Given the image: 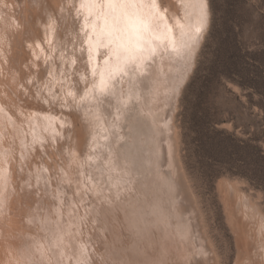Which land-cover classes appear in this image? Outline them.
Masks as SVG:
<instances>
[{"label": "bare ground", "instance_id": "bare-ground-1", "mask_svg": "<svg viewBox=\"0 0 264 264\" xmlns=\"http://www.w3.org/2000/svg\"><path fill=\"white\" fill-rule=\"evenodd\" d=\"M58 2L0 0V104L5 110L0 113V134H3L5 141L0 149L8 148L14 153L13 169L20 165L19 157L24 156V171L14 173V183L25 179L33 184L39 181L37 203L32 206L37 210L35 214L41 219L52 221L48 225L50 229H55L57 221L61 227H65L69 220L73 225H78L79 231L74 230L73 238L86 245L92 264H101L108 256L111 260L122 259L129 264H140L141 260L151 259L153 254H158V249L164 247L169 249V264H182L186 254L199 249L207 252L204 257L206 264H219V256L214 252L213 243L207 235L203 215L181 174L179 142L174 123L183 76L191 74L192 54L202 44L211 17L206 30L180 55L169 52L155 58L149 66L147 84L143 78L130 73L136 84L133 91L139 100L117 111V100L111 103L105 101L99 107L80 103L82 89L85 81L90 79V74L79 63L78 57H71L70 52L63 49L67 43L62 34L65 28L63 22L58 21L56 32L49 33L53 41L51 47L45 45L44 31L39 25H43V17L51 13L50 5ZM172 2L169 11L183 16L184 11L177 10L174 0ZM189 11L194 13L195 9ZM191 22L195 23L194 16ZM15 24L21 25L20 31ZM68 29L71 30L70 23ZM25 41L33 44L39 60L34 59L33 50L25 47ZM34 41L44 47L43 54L35 48ZM68 47L71 48V45ZM62 50L63 63L60 55ZM71 58H77V65L70 64ZM30 61L35 64V68L24 67ZM175 67L183 68V72L178 73ZM81 76L85 77V81L80 80ZM28 79L33 81L31 85L26 83ZM21 84L27 90V95L20 91ZM128 88L126 78L124 90ZM68 91L75 93V101L66 96ZM53 96L57 99L53 100ZM45 100L47 104L43 103ZM21 111L25 113L23 118L18 116ZM33 112L40 115L34 125H30L26 118ZM92 113L100 117L98 123L107 129V140L102 139L103 130L96 127L97 122L92 120ZM8 116L12 117L15 124L8 122ZM45 116L63 119L64 127L60 126L59 120L53 119L55 132L52 128L45 131ZM78 121H81V125H78ZM33 126L43 144H32ZM97 132L100 134L97 135ZM93 136H96L95 140H92ZM21 140L30 147L23 148ZM51 140L57 143L60 151L62 161H58L59 165L55 162L58 159L56 153L49 151ZM161 140L165 141L164 146H161ZM164 150L169 153L167 168L161 159ZM70 153L77 154L76 160ZM87 156H92L93 160L87 161ZM172 173L180 186L175 185ZM108 176L112 179H106ZM111 184L117 187L114 189L110 187ZM90 185H97L95 191L90 189ZM117 192L118 200L114 199ZM182 193L184 197L177 201V196ZM232 193L242 212L240 222L243 223L247 212L244 198H248L249 205H255V202L239 189ZM104 199H108L110 205L102 203ZM255 208L254 218L249 213L250 219L247 221L256 227L249 235V230H245L242 225L237 226L238 242L247 246L251 236L256 245L252 254L258 255L263 261L261 248L264 247V231L261 225L264 223V213L257 204ZM26 210L19 207L18 197L13 200L9 193V208L4 211L10 215L13 231L11 241H0V264H9L10 258H21V251L32 242L29 237L43 243L44 237L50 234L47 230H30V226L23 222ZM57 210L60 216H57ZM187 210L192 213H189V217L185 216ZM184 226L189 232L181 240L177 231ZM74 252L75 246L65 249L66 257ZM253 255L249 251L241 254L236 264L240 261L245 264L246 260L255 264Z\"/></svg>", "mask_w": 264, "mask_h": 264}, {"label": "snow or ice", "instance_id": "snow-or-ice-1", "mask_svg": "<svg viewBox=\"0 0 264 264\" xmlns=\"http://www.w3.org/2000/svg\"><path fill=\"white\" fill-rule=\"evenodd\" d=\"M239 3L242 9L248 13V24H254L252 13L259 10L261 49L264 50V0H239ZM172 6V0H59L58 3L50 5L52 11L43 17L45 23L39 27L43 28L45 45L50 48L53 41L49 38V33L56 32L58 21L65 24L62 34L67 43L64 44L63 49L70 52L71 57H78L79 63L83 64L90 74V79L86 81L85 77H80V80L85 81L80 103L85 106L90 103L99 107L105 101L111 103L113 100H117V111H119L120 108H128L130 104L139 100V96L133 91L136 84L133 76L129 75L130 73L137 78H143L147 84L149 66L158 55L169 52L180 55L206 30L210 19V0H174V7L177 10H183V16L171 13L169 9ZM189 9H195V12L193 13ZM193 16L195 17L194 24L191 22ZM69 23L71 30L68 29ZM15 27L18 31L21 30L20 24H15ZM249 39H251V35H249ZM34 43L35 48H38L43 54L44 47L38 41H34ZM252 43L255 41L252 40ZM69 45L71 48L68 47ZM25 47L33 50L32 55L35 60L40 59L35 55L33 44L25 41ZM64 50L60 54L62 63L64 62ZM69 62L71 65H77L78 60L71 58ZM24 67L35 68V64L30 61ZM126 78L129 84L127 91L124 90ZM32 82L31 79L26 80L29 85ZM235 83V81L229 83L228 80L222 79L212 94L211 105L219 115L217 126L225 129L230 127L232 120V117L227 115L230 111L227 104L231 97L235 96L237 99L240 97V91L234 86ZM20 91L27 95L23 84L20 85ZM66 96L71 97L74 101L76 99L75 93L71 91H68ZM52 99L56 100L57 97L53 96ZM43 103L47 104L48 101L45 100ZM261 107L264 108V104ZM4 111V106L0 104V113ZM39 115L40 113L36 112L28 114L26 122L34 125ZM91 115L92 120L97 122L96 127L103 130L102 139L107 140V129L98 123L100 117L96 113ZM18 116L23 118L25 113L18 112ZM53 119L59 120L60 126L64 127L63 119L45 116L44 120L47 122L45 131L52 128V131L55 132ZM7 120L9 123L15 124L11 116H8ZM68 127L71 128V124ZM99 134L97 132V135ZM32 135V144H43V140L36 134L35 126H33ZM251 135L253 139H259L262 142L261 150H264V121L261 122L259 135L257 136L256 133ZM95 139L96 136H93L92 140ZM4 142L3 134H0V145ZM21 146L26 149L30 147L23 140H21ZM69 155L73 160H76V153ZM19 160L20 165L13 169L14 153L8 148L0 149V241L8 243L12 238L11 218L4 211L9 208V193L12 194L13 200L18 197L20 208L27 209L24 212L23 222L30 226V230L31 228L40 232L47 230L50 234L44 237L43 243L29 237L32 242L21 251V258H10L9 264H92L86 245L73 238L74 230L79 231L78 225H73L69 220L65 227H61L57 221L55 229H50L48 225L53 222L47 218L41 219L35 214L37 210L32 206L37 203L36 197L39 192L36 189L39 181L37 180V183L33 184L25 179L14 183V173L24 171L22 167L24 156L21 155ZM92 160V156H87V161ZM101 164H104V161H101ZM105 167L107 168L108 165ZM111 170L109 169V171ZM44 171L47 172V169ZM106 179L111 180L112 177L108 176ZM242 182L243 179L232 183ZM96 187L97 185H90V189L93 191ZM110 187L115 189L117 185L111 184ZM97 195L99 196L100 193ZM114 199H119L118 192ZM260 200L264 202V189L261 190ZM102 203L110 205L108 199H104ZM244 205L247 209L244 220L250 219L249 213L254 218L255 205H249L247 197L244 198ZM57 216H60L59 210H57ZM69 216L71 217V213ZM261 230L264 231V223L261 225ZM188 232L189 229L184 226L177 231V235L183 240ZM74 246L73 255L66 257L65 249H72ZM261 253L264 254V247L261 248ZM168 255L167 247L160 248L158 254H153L149 260H141L140 264H169ZM205 256H207V252L203 249L193 250L183 257L182 264H206ZM101 264H129V262L122 259H106ZM219 264H224L223 260ZM239 264H244V261H240Z\"/></svg>", "mask_w": 264, "mask_h": 264}, {"label": "rangeland", "instance_id": "rangeland-1", "mask_svg": "<svg viewBox=\"0 0 264 264\" xmlns=\"http://www.w3.org/2000/svg\"><path fill=\"white\" fill-rule=\"evenodd\" d=\"M210 8L211 19L204 40L190 60L191 74L183 76L174 123L181 174L203 215L214 252L224 264H236L241 254L249 251L253 255L252 249H256L251 236L247 246L238 242V227L242 225L251 235L256 226L248 221L240 222L242 212L238 202L235 203L233 190L239 189L247 194L264 213V202L260 200L264 189V152H261L262 142L251 135H259L264 121V108L261 107L264 103V50L261 49L259 10L252 13L254 24H248V13L242 9L239 0H210ZM175 68L178 73L183 72V68ZM222 79L229 83L235 81L234 86L240 91L239 99L233 96L227 104L230 110L227 115L232 117L227 129L217 126L219 115L211 105L212 94ZM163 141L161 146H164ZM49 151L56 153L58 159L55 162L59 165L58 161L62 159L55 141ZM164 151L161 159L167 168L169 153ZM172 175L175 178V174ZM241 179L242 183H232ZM174 180L175 185L180 186V182ZM183 197L184 193L179 194L176 200ZM189 213L192 214L187 210L185 216L189 217ZM254 255L255 264H264V259L260 261L262 258ZM248 262L246 260L245 264Z\"/></svg>", "mask_w": 264, "mask_h": 264}, {"label": "trees", "instance_id": "trees-1", "mask_svg": "<svg viewBox=\"0 0 264 264\" xmlns=\"http://www.w3.org/2000/svg\"><path fill=\"white\" fill-rule=\"evenodd\" d=\"M239 83H240L241 85H243V86L246 85V84H245L244 82H242V81H239ZM262 104H264V103H261V105H262ZM261 152L263 153L264 150H261ZM263 156H264V154H263Z\"/></svg>", "mask_w": 264, "mask_h": 264}]
</instances>
